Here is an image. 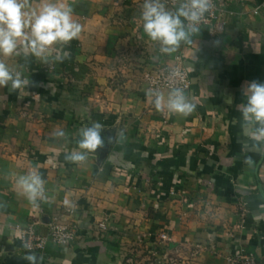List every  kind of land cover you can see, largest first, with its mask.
Wrapping results in <instances>:
<instances>
[{"label":"crops","instance_id":"0c3cea01","mask_svg":"<svg viewBox=\"0 0 264 264\" xmlns=\"http://www.w3.org/2000/svg\"><path fill=\"white\" fill-rule=\"evenodd\" d=\"M51 2L73 9L79 38L46 63L0 56L31 81L0 88V264H233L241 250L264 264V139L245 134L239 110L247 83H264V7L252 12L264 0H224V29L201 26L172 54L144 33V0ZM178 58L191 76L187 116L157 110L142 80ZM92 122L105 147L67 161ZM33 172L44 181L35 204L17 184ZM54 217L78 226L76 241L25 251L15 225L47 235ZM106 217L114 228L98 229Z\"/></svg>","mask_w":264,"mask_h":264},{"label":"clouds","instance_id":"9594fccd","mask_svg":"<svg viewBox=\"0 0 264 264\" xmlns=\"http://www.w3.org/2000/svg\"><path fill=\"white\" fill-rule=\"evenodd\" d=\"M212 7L213 0H180L178 7L172 11L166 8L162 0H144L140 18L144 33L150 40L159 43L160 52L172 54L182 42L192 43L191 37L200 31L198 26ZM72 17L73 9L64 3L46 0L37 10L31 7L30 0H0V56L8 58L21 53L25 56L31 54L48 62L56 46L67 45L79 38L82 25ZM67 56L68 53H64L55 59L63 60ZM30 83L23 78L21 70L0 59V88L7 87L11 92L26 88ZM147 95L159 111L166 108L171 113L187 116L195 108L181 87H173L167 97L154 89H149ZM243 95L247 102L240 105L239 110L242 112L245 134L256 141L264 139V83H247ZM103 131L104 126L99 122L81 128L78 135L82 138L77 144L82 151L66 153L65 159L79 164L87 159L89 152L105 147L106 140L101 135ZM57 135L63 137L64 133L59 132ZM112 139L108 137L107 143H111ZM17 184L22 190L21 194L33 204L37 197H44V181L38 173L20 177Z\"/></svg>","mask_w":264,"mask_h":264},{"label":"built area","instance_id":"2783aa9c","mask_svg":"<svg viewBox=\"0 0 264 264\" xmlns=\"http://www.w3.org/2000/svg\"><path fill=\"white\" fill-rule=\"evenodd\" d=\"M166 7L178 6L180 0H162ZM264 7V2L255 7L252 12L258 14ZM225 2L224 0H213V7L204 14L198 27L209 26L214 30H223L225 27ZM186 23V21H185ZM142 80L146 84L147 90L154 89L171 91L173 87H181L186 92L191 87V76L189 70L183 65L181 58L171 65H162L154 69L146 70L142 75ZM112 218L106 217L98 222L97 228L100 230H108L114 228ZM18 232L21 246L27 252H42L46 249L49 242H53L59 246H70L78 238V226L76 224H68L58 217L52 218L48 223V234L39 233L35 224L21 226L15 225ZM161 240L170 241L171 237L167 233H160ZM196 251H192L194 256ZM169 264L177 263L174 255L168 258ZM233 264H258L254 253L241 250L232 258Z\"/></svg>","mask_w":264,"mask_h":264}]
</instances>
